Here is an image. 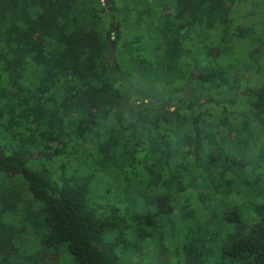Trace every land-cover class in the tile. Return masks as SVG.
Instances as JSON below:
<instances>
[{"label": "trees", "instance_id": "1", "mask_svg": "<svg viewBox=\"0 0 264 264\" xmlns=\"http://www.w3.org/2000/svg\"><path fill=\"white\" fill-rule=\"evenodd\" d=\"M46 256L264 264V0H0V264Z\"/></svg>", "mask_w": 264, "mask_h": 264}, {"label": "rangeland", "instance_id": "2", "mask_svg": "<svg viewBox=\"0 0 264 264\" xmlns=\"http://www.w3.org/2000/svg\"><path fill=\"white\" fill-rule=\"evenodd\" d=\"M243 66V64H241L239 61L235 62L233 65H232V68L235 72V74H237L241 67ZM106 243V241H104V244ZM44 264H57L55 262V256L51 257V256H46L45 257V260H44Z\"/></svg>", "mask_w": 264, "mask_h": 264}]
</instances>
